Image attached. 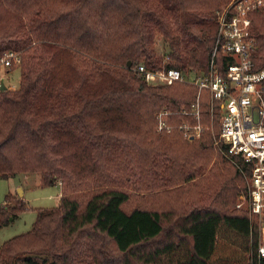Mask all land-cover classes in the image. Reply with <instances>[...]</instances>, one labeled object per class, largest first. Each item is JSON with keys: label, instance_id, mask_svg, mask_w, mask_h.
I'll list each match as a JSON object with an SVG mask.
<instances>
[{"label": "trees", "instance_id": "16d2710c", "mask_svg": "<svg viewBox=\"0 0 264 264\" xmlns=\"http://www.w3.org/2000/svg\"><path fill=\"white\" fill-rule=\"evenodd\" d=\"M229 1L0 0V56L20 52L5 66H18L19 85L0 89V177L35 171L41 186L63 184L56 205L36 207L31 228L0 243V264H264L258 223L235 207L242 174L215 143L220 103L211 112L203 91L199 138L157 130L155 112L188 108L197 87L133 70L206 71L215 13ZM250 16L261 70L264 9ZM227 58L216 50L220 70ZM26 207L7 193L0 228Z\"/></svg>", "mask_w": 264, "mask_h": 264}, {"label": "built area", "instance_id": "2783aa9c", "mask_svg": "<svg viewBox=\"0 0 264 264\" xmlns=\"http://www.w3.org/2000/svg\"><path fill=\"white\" fill-rule=\"evenodd\" d=\"M264 9V0H230L216 12L217 34L204 72L182 71L175 67H149L144 62L133 70L152 84L188 82L197 87L195 99L188 108L174 111L163 108L155 112L156 129L170 132L177 128L184 138H199L204 130L201 121L202 93L206 91L211 112L220 103V131L214 137L222 145L224 154L238 167L244 181L236 208L246 210L258 223L256 254L264 257V67L253 69L251 50L254 38L251 34V12ZM220 49L228 56L223 70L215 59ZM20 60L19 52L8 51L0 56L4 66ZM190 116L176 122L174 114Z\"/></svg>", "mask_w": 264, "mask_h": 264}, {"label": "rangeland", "instance_id": "374dc122", "mask_svg": "<svg viewBox=\"0 0 264 264\" xmlns=\"http://www.w3.org/2000/svg\"><path fill=\"white\" fill-rule=\"evenodd\" d=\"M215 18H216V13H215ZM168 49H169L168 44L163 40L162 36L157 35L154 43V50L156 54L164 55L166 54ZM19 62L20 60L15 63L18 64ZM147 65L149 67H155L154 65H150V64ZM189 70L192 69H186L184 71L187 72ZM19 79H20V73L18 66H14V68H12L11 70H7V68L0 63V84L3 82L6 88L13 89L19 85ZM183 83H188V82H183ZM39 181H40V174L39 172H35V171L18 172L14 176L0 177V205L4 202V196L7 193H12L13 195L22 196L27 205V207L23 211L18 213L17 217L13 221L0 228V243L13 235L19 234L21 232L30 229L35 218L36 207H49V206H54L58 203L63 188L61 179L57 178L54 184L43 185V186L36 184ZM121 184L123 185V188H125L127 185H129V182L126 181L123 182L122 180ZM127 188L128 187H126V189ZM23 189L25 190V193L24 195H21L23 194ZM141 193H145V191H141ZM240 194L241 192L237 195L236 203L239 200ZM160 199H162V197H157L156 201ZM156 204L159 205L158 203ZM131 206L132 205L127 204V208ZM260 240L262 243H264V237L262 235L260 236ZM43 264H51L50 259H48Z\"/></svg>", "mask_w": 264, "mask_h": 264}, {"label": "water", "instance_id": "95a60500", "mask_svg": "<svg viewBox=\"0 0 264 264\" xmlns=\"http://www.w3.org/2000/svg\"><path fill=\"white\" fill-rule=\"evenodd\" d=\"M131 65V62L130 61H128L127 62V66H130ZM6 88V86L3 84V82L1 83V85H0V89H5Z\"/></svg>", "mask_w": 264, "mask_h": 264}, {"label": "crops", "instance_id": "0c3cea01", "mask_svg": "<svg viewBox=\"0 0 264 264\" xmlns=\"http://www.w3.org/2000/svg\"><path fill=\"white\" fill-rule=\"evenodd\" d=\"M1 85V84H0ZM8 87V86H7ZM37 185H39V182L38 183H36ZM24 193H25V190L23 189V194H21V195H24Z\"/></svg>", "mask_w": 264, "mask_h": 264}]
</instances>
